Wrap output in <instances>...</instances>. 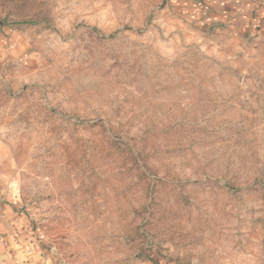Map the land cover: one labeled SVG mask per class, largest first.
<instances>
[{"label": "rangeland", "instance_id": "1", "mask_svg": "<svg viewBox=\"0 0 264 264\" xmlns=\"http://www.w3.org/2000/svg\"><path fill=\"white\" fill-rule=\"evenodd\" d=\"M203 4L0 0V204L53 264H264V41Z\"/></svg>", "mask_w": 264, "mask_h": 264}, {"label": "crops", "instance_id": "2", "mask_svg": "<svg viewBox=\"0 0 264 264\" xmlns=\"http://www.w3.org/2000/svg\"><path fill=\"white\" fill-rule=\"evenodd\" d=\"M204 2L200 10L197 6L192 9L194 17L199 12L204 15L200 26L206 24L208 28L218 27L215 30L234 31L236 39H246L249 46L264 41V0ZM27 223L10 206L0 204V264H53L54 259L33 241ZM15 235L19 239L12 238Z\"/></svg>", "mask_w": 264, "mask_h": 264}, {"label": "trees", "instance_id": "3", "mask_svg": "<svg viewBox=\"0 0 264 264\" xmlns=\"http://www.w3.org/2000/svg\"><path fill=\"white\" fill-rule=\"evenodd\" d=\"M1 23V22H0ZM114 139H112V140H107L105 143L106 144H108L109 146H114V145H116V141H113ZM104 148V147H103ZM116 149H118V148H116ZM119 153H121L120 154V157L122 158V160L126 163V161H130L131 163H132V165L134 164V168L136 167V169H134V171H136V173H138V174H136L137 175V177L141 180V179H143V178H146L147 177V175L145 174V173H142V172H140L139 171V169H141V165H139V159H137L138 158V155H137V157L135 156H133L132 154H130L131 156H126V152L125 151H123V150H120L119 151ZM107 155V154H106ZM123 162V163H124ZM124 163V164H125Z\"/></svg>", "mask_w": 264, "mask_h": 264}]
</instances>
